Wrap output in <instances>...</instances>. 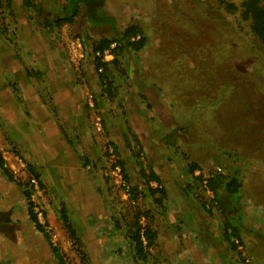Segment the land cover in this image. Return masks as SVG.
<instances>
[{
  "label": "rangeland",
  "instance_id": "rangeland-1",
  "mask_svg": "<svg viewBox=\"0 0 264 264\" xmlns=\"http://www.w3.org/2000/svg\"><path fill=\"white\" fill-rule=\"evenodd\" d=\"M0 1V152L16 179L0 171L1 221L13 227L0 233V264H59L29 218L26 191L67 264H264V48L241 17L244 0H226L232 11L218 0H106L102 12L115 20L114 29L94 24L85 12L56 26L66 0ZM131 25L143 29L144 49L125 48L100 72L94 47ZM69 99L72 106L60 116L58 100ZM157 100L167 124L152 110ZM173 124L179 128L173 131ZM77 128L83 131L75 138ZM112 157L123 164L134 198L106 177ZM241 157L258 165L242 167ZM194 166L221 167L224 185L230 175L240 177L238 197H225L224 185L218 187V199L234 203L225 209L227 219L222 206L207 207ZM150 171L173 186L175 203H154ZM178 205L212 220L208 233L216 237L204 240L216 257L176 251L168 257L154 249L147 262L136 263L130 236L137 215L160 230L168 209L173 223L180 220ZM63 206L78 242L64 226ZM226 231L236 232L245 256L230 249Z\"/></svg>",
  "mask_w": 264,
  "mask_h": 264
},
{
  "label": "trees",
  "instance_id": "trees-1",
  "mask_svg": "<svg viewBox=\"0 0 264 264\" xmlns=\"http://www.w3.org/2000/svg\"><path fill=\"white\" fill-rule=\"evenodd\" d=\"M8 4L12 2V0H6ZM227 10H235L236 7L232 4H228L226 0H218ZM106 0H66V4L63 8L61 14L57 17L55 24L58 27L67 24H73L74 20L79 17L83 12L89 17V19L96 25L104 26L109 25L112 29L115 28V20L111 17H108L103 14V8ZM2 1H0V4ZM241 17L243 20L251 22V31L253 35L258 39L264 48V4L263 0H244L241 4ZM50 26V24H48ZM116 38L114 39H103L99 41V43L94 47V53H96V67L100 70L105 69L107 67V63L104 62V55L107 51L111 50V46L114 43H117V47L112 50L113 56L116 53L123 51L125 48L132 50L134 52H140L144 49L147 38L143 29L137 25H131L126 27L122 31H115ZM102 81L110 84L108 81V77L105 76V73L102 74ZM111 86V85H110ZM122 167L123 164H120ZM30 173L37 179H39V175L35 173L33 174V168L28 165L27 166ZM199 167L194 166L191 169V172H195ZM0 170L2 174L11 182H16L13 172L7 166L6 160L3 154L0 152ZM221 175V174H220ZM220 175H216L208 181V187L215 192L216 200L218 202V208L223 205L222 199H218L217 191L218 187L224 185L223 178ZM156 182L158 187L152 189L151 194L155 197V202L157 204H162V201L167 198V192L165 187L163 186L161 180L150 171L148 176V183ZM21 184V183H18ZM226 192L232 196H238L240 190L242 188V183L239 181L238 177L235 174L230 175L229 181L224 185ZM27 199L29 200V218L34 224L35 228L43 233L52 247V251L58 260L59 264H67L65 258L60 253V251L52 245L50 242V237L45 230L42 223L39 221L37 214L34 211L33 204L31 203V194L27 191L25 192ZM131 196L133 197V191L131 192ZM134 198V197H133ZM61 217L63 219V223L65 228L68 230L69 235L74 242L79 241L78 232L75 226L73 225L68 210L65 206L60 210ZM143 215H137L136 221L134 223V231L132 232L130 239L133 245V258L136 263H145L149 260V252L151 249L156 247L157 241V232L153 230L149 223H143ZM235 231L228 233L226 231V238L232 249H237V246L233 243L232 238L237 237Z\"/></svg>",
  "mask_w": 264,
  "mask_h": 264
},
{
  "label": "crops",
  "instance_id": "crops-1",
  "mask_svg": "<svg viewBox=\"0 0 264 264\" xmlns=\"http://www.w3.org/2000/svg\"><path fill=\"white\" fill-rule=\"evenodd\" d=\"M160 101L161 100H157L156 101V106H154L152 110L154 112H157L158 115L160 116V118H161V122L160 123L167 124L166 121H165V118H168V117H165L167 115V113L165 112L164 108L162 109ZM72 102L73 101L70 100V99L67 102H62V101L58 100V114L60 116H65L64 113H65L66 110H64V109H66L70 105L72 106V104H73ZM152 110H151V112H152ZM135 114L138 115V116H136L138 119L140 118L142 122L144 121V119L137 112ZM59 115H58V117H59ZM78 116L79 115H77L76 117H78ZM77 126H78V124L76 123V125H74L73 128L76 129ZM73 128L71 127L72 131H73ZM138 128H140V127H138ZM171 128L174 131L175 129L177 130L179 127H177L175 124H173V126L171 125ZM79 131H83V129L77 128V130L74 132L75 133V135H74L75 138H76V136H77ZM243 149L244 148H242V147H240V148L239 147H236V148L233 147L232 148V150H234L235 153L238 154V155H241L242 153H244ZM244 155L246 156L245 153H244ZM240 159H242V163H240V165L242 167H246V168L250 169L251 166L255 167V166L258 165L256 160H253V158L250 160V158H246L245 159V158L241 157ZM234 160H235V158H232L230 160L231 163L233 161V165L235 164ZM236 165H238V164H236ZM231 171L235 172V171H238V169L236 168V166H234ZM157 173L160 175V172L157 171ZM241 173L242 172H238L237 174L239 175ZM158 178L160 179L159 176H158ZM238 179L240 181V177H238ZM162 184H163V182H162ZM163 186L166 189L167 198L162 201V204H157L156 202H154L157 206L158 205L162 206L163 204H165V201L168 198H169V202L171 204L175 203V202H173L175 200V195L173 194L174 192H172L173 186L170 185L169 182L166 183V184H163ZM227 195L231 199L233 198V196L229 195L228 193L224 194L225 197H227ZM157 197H158V195H156L154 198H157ZM219 197L221 199V196H219ZM176 198H177L178 201L180 199H182V197H178V196ZM222 199H224V197H222ZM231 199H229V202H227V203L225 202L222 205V209H224V211L221 209V212H223V214L225 215L226 219L228 217L226 216L227 212L225 211V209L227 207H229V206H232L234 204V203H231V201H232ZM178 201H176V203ZM181 203H182V201H181ZM183 208L180 207L179 205L177 206V210L178 211L177 210H175V211L179 214L178 218L180 220L179 221L176 220L174 223H173V220H174L175 213L173 212L172 208L168 209V211L170 212V215H169L170 217L168 218L167 223L166 222L162 223V227H161L160 230H159V227H158L157 223H156L157 227H155V228L152 227V225L150 224L151 222L149 223L150 227L157 232L156 247L151 249L150 251L153 252L154 249H155L157 252L160 251L162 253V250H163L164 253L166 252V255L168 257H176L173 254H172L173 256H171V252H175L176 251V252H178V257H198V260L200 259V257H208V258L211 257L213 259V257H216V255L214 253H212V252H214L212 250H210L209 252L207 251V248H208L207 244L208 243L204 240V238L215 239V237H216V236H214V232L208 233V229L210 230V228H207V227H208V225H212V220L209 217H207V216L204 217V219H203V217L199 219V217L197 216L198 214H196L194 212V210L190 214L189 209H187L185 207H183ZM234 208H236V207H234ZM0 218H2V215L0 216ZM200 220L203 221V222H201ZM2 222H3V225L1 224L2 227L0 226V233L8 234L9 231L13 230V227H11V223H9V222L7 223V222H4V221H2ZM176 222H178V224H177L178 227L182 226L178 230H175L174 227H173V225H175ZM167 225L168 226L170 225V227H167ZM164 230H166V232ZM224 238H225V241L227 243H229L227 238H226V232L224 233ZM216 240L221 242L220 239H216ZM232 241L234 243V238H232ZM220 242H217V243L220 244ZM229 247H230V249H232L230 244H229ZM232 250H235V249H232ZM216 253L218 255L217 256L218 258H216V259L219 260L221 256L218 254V252H216ZM225 258H227V257H225ZM203 259L205 260L206 263H208V259H206V258H203ZM222 261H225V260L223 259ZM198 264H205V263L204 262H198Z\"/></svg>",
  "mask_w": 264,
  "mask_h": 264
},
{
  "label": "built area",
  "instance_id": "built-area-1",
  "mask_svg": "<svg viewBox=\"0 0 264 264\" xmlns=\"http://www.w3.org/2000/svg\"><path fill=\"white\" fill-rule=\"evenodd\" d=\"M81 44L78 42L76 44V48H80ZM117 47V43H114L111 46V50L107 51L104 55V61L108 60L109 58H113V54H112V50L115 49ZM102 71V69H100V72ZM224 171L221 167H216L214 168L212 171H201V169H197L195 172L192 173L194 179L196 181H199L202 189L205 190L206 194L209 196L210 201L207 205V207H209L210 204H214L215 208H218V202L216 200V194L214 191H212L209 187H208V181L213 178L216 175L222 174ZM106 177L108 179H110L112 182H114V184H116L117 186L120 187H127V191L125 193V196L127 198H133L136 195H134L133 197L131 196V192L132 190L126 185V177H125V173H124V169L123 167L115 160L111 159V165L109 166V168L106 171ZM35 179H32V183L35 184ZM151 186L153 188H157L158 185L156 182H152ZM141 196V195H140ZM133 205H136L135 201H132ZM144 219V218H143ZM234 243L237 246V249L243 254V256H245L244 253V247L241 244V241L239 239L234 238ZM248 262V260H247Z\"/></svg>",
  "mask_w": 264,
  "mask_h": 264
},
{
  "label": "flooded vegetation",
  "instance_id": "flooded-vegetation-1",
  "mask_svg": "<svg viewBox=\"0 0 264 264\" xmlns=\"http://www.w3.org/2000/svg\"><path fill=\"white\" fill-rule=\"evenodd\" d=\"M2 219L0 218V226L2 227V225H3V222L1 221ZM2 224V225H1Z\"/></svg>",
  "mask_w": 264,
  "mask_h": 264
}]
</instances>
